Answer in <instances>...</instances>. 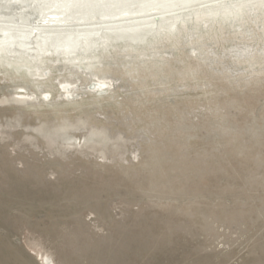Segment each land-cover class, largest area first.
Returning <instances> with one entry per match:
<instances>
[{"label": "rangeland", "instance_id": "rangeland-1", "mask_svg": "<svg viewBox=\"0 0 264 264\" xmlns=\"http://www.w3.org/2000/svg\"><path fill=\"white\" fill-rule=\"evenodd\" d=\"M225 1L0 46V264H264V0Z\"/></svg>", "mask_w": 264, "mask_h": 264}, {"label": "bare ground", "instance_id": "bare-ground-1", "mask_svg": "<svg viewBox=\"0 0 264 264\" xmlns=\"http://www.w3.org/2000/svg\"><path fill=\"white\" fill-rule=\"evenodd\" d=\"M212 1L216 0H0V46L30 56H35L39 42L55 44L61 50L72 44L87 48L94 40L107 42L109 36L130 37L141 26L178 15L176 10L189 5L196 4L192 10L199 11L233 3L223 0L205 5ZM96 82L91 91L109 88L105 80ZM61 84L70 97L71 84Z\"/></svg>", "mask_w": 264, "mask_h": 264}, {"label": "water", "instance_id": "water-1", "mask_svg": "<svg viewBox=\"0 0 264 264\" xmlns=\"http://www.w3.org/2000/svg\"><path fill=\"white\" fill-rule=\"evenodd\" d=\"M94 87H95V86H94V84H93V85H91L89 88H90V89H93Z\"/></svg>", "mask_w": 264, "mask_h": 264}]
</instances>
